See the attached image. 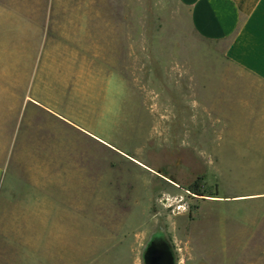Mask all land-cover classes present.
I'll return each instance as SVG.
<instances>
[{"label": "rangeland", "instance_id": "obj_1", "mask_svg": "<svg viewBox=\"0 0 264 264\" xmlns=\"http://www.w3.org/2000/svg\"><path fill=\"white\" fill-rule=\"evenodd\" d=\"M225 48L181 0H0V264H264Z\"/></svg>", "mask_w": 264, "mask_h": 264}, {"label": "crops", "instance_id": "obj_2", "mask_svg": "<svg viewBox=\"0 0 264 264\" xmlns=\"http://www.w3.org/2000/svg\"><path fill=\"white\" fill-rule=\"evenodd\" d=\"M181 1L190 8L196 29L207 38L224 42L228 60L241 68L243 73H250L251 80L249 82L244 74L239 78L236 73V90L242 96V103L245 105L248 102L252 111L251 115L256 118V124L263 126V131L264 0ZM253 77L256 80H253ZM2 175L0 162V184ZM10 239L13 245V232Z\"/></svg>", "mask_w": 264, "mask_h": 264}, {"label": "flooded vegetation", "instance_id": "obj_3", "mask_svg": "<svg viewBox=\"0 0 264 264\" xmlns=\"http://www.w3.org/2000/svg\"><path fill=\"white\" fill-rule=\"evenodd\" d=\"M153 245V250L147 254L148 264H157V259L159 264H168L167 259H169V254H167L164 249L165 247L168 249L169 246L162 245L157 242H155Z\"/></svg>", "mask_w": 264, "mask_h": 264}, {"label": "trees", "instance_id": "obj_4", "mask_svg": "<svg viewBox=\"0 0 264 264\" xmlns=\"http://www.w3.org/2000/svg\"><path fill=\"white\" fill-rule=\"evenodd\" d=\"M197 185H198V183H197ZM197 185L195 183V184L189 186V188H191L193 191L198 192L200 194H205L204 190L200 189V187H198Z\"/></svg>", "mask_w": 264, "mask_h": 264}, {"label": "water", "instance_id": "obj_5", "mask_svg": "<svg viewBox=\"0 0 264 264\" xmlns=\"http://www.w3.org/2000/svg\"><path fill=\"white\" fill-rule=\"evenodd\" d=\"M152 250H153V248H151V249L149 250V252H151ZM156 263L159 264L158 259H157Z\"/></svg>", "mask_w": 264, "mask_h": 264}]
</instances>
